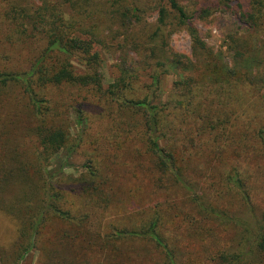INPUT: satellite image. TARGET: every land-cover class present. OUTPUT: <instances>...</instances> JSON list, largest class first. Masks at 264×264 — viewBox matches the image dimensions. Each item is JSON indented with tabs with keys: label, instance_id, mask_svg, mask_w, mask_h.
Returning <instances> with one entry per match:
<instances>
[{
	"label": "trees",
	"instance_id": "16d2710c",
	"mask_svg": "<svg viewBox=\"0 0 264 264\" xmlns=\"http://www.w3.org/2000/svg\"><path fill=\"white\" fill-rule=\"evenodd\" d=\"M247 1L238 0L232 14L237 16V24L246 26L249 33L228 37L229 52L239 59L252 57L253 42L264 32V0ZM134 6L121 0L106 15L85 10L75 18L81 22H68L58 9L45 7L33 11L18 0H0V8H7L6 23L0 26L6 38L2 46L4 53H0V215L20 225L17 250L12 256L2 253L0 260L7 256L6 264H20L33 248L47 239L52 245L46 251V264H80L82 259L67 257L75 245L86 255L110 253L111 248L121 254L130 248L137 249V255L136 245L141 242L158 251L160 264H264V205L260 204L264 202V186L259 183L264 181V122L261 120L256 128L248 125L253 134L251 142L224 143L217 136L205 143L216 157L227 150L237 154L233 160L246 155L252 147L258 148L251 159L233 164L228 171L220 169L218 184L205 176L199 158L192 161L188 159L195 157L181 156L182 168L177 167L176 156L159 144L160 133L164 137L172 135L177 144L188 134L185 149L199 147L198 136L186 130L191 119L201 122L194 131L199 136L208 124L213 130H230L224 124L214 126L216 121H205V111L197 109V105L214 99L227 110L243 108L250 105L264 78L256 81L243 71L242 81H226L218 91L208 87L201 92L194 91L192 80L186 79L177 83V90L184 91L180 94L183 102L175 101L171 108L154 105L159 77H153L152 86L138 85L132 69L127 68L126 60L132 52L146 66L153 65L159 54L158 48L141 44L146 27L141 10ZM152 6L159 9L161 32L168 27L172 16L173 26L185 27L196 49L209 51L194 26L198 12L183 8L179 0H155ZM93 20L118 26L124 37L117 47L125 58L122 72L107 89L103 85V58L99 51V46L107 47L103 32L100 34L94 24L85 27L83 23ZM76 34L82 35L76 37ZM23 56L29 60L19 61ZM73 60L83 68L81 73ZM172 63L185 71L191 67L181 56L174 55ZM54 89L68 96L59 94L53 98L49 93ZM193 92L199 96L193 97ZM72 105L81 115L90 109L99 114L97 119L89 121L86 138L101 164L98 167L90 160L88 174L74 195L85 199L94 212L98 204L101 219L105 221L109 209L123 205L122 199L115 202L112 190L113 186L121 191V186H117L121 176L117 172L107 176L105 173L110 170L105 168L114 158L121 160V156L115 157V151L121 154L128 149L130 168L124 177L133 183L128 196L135 199L145 182L155 195V203L134 219L139 221L136 226H125L123 219L118 218L108 224L107 230L101 227L102 221L101 229H95L91 210L71 205L72 195L45 181L42 171L46 163L69 148L67 118ZM32 145L33 151L28 153ZM136 181L140 184L137 190ZM163 207H167L166 211ZM84 236L88 237L85 243Z\"/></svg>",
	"mask_w": 264,
	"mask_h": 264
},
{
	"label": "rangeland",
	"instance_id": "374dc122",
	"mask_svg": "<svg viewBox=\"0 0 264 264\" xmlns=\"http://www.w3.org/2000/svg\"><path fill=\"white\" fill-rule=\"evenodd\" d=\"M21 5L28 7L31 10H38L40 8L48 7L51 10L58 9L62 11L65 20L70 22L72 20L81 19L77 18L85 10L88 12L95 13L96 15L108 14L109 11L113 10V6L121 3V0H18ZM67 1V2H65ZM86 1L89 3L87 4ZM129 4H135L134 8L139 7L141 10V16H143V27H146V33L144 34L141 44L146 47L154 46L158 48L159 54L156 62L153 65L146 66L139 62V56L132 52L127 61V68L132 69L134 78L138 85H153V77L158 76L160 79V85L154 96V105L165 106L169 108L173 107L175 101H184V98L180 96L181 93L177 90V83H184L186 79H191L194 85V91L201 92L202 90L213 88L218 91L220 86L226 81L240 82L243 79V71L246 72L248 78L256 79L260 81L264 78V32L259 33L257 39L253 42L252 57L250 58H235L228 49V37L229 35H247L249 29L246 26L237 24V16L233 15V11L236 9L235 6L238 4V0H179L183 8L188 11L197 13L195 19V28L197 29L201 40L207 45L208 52H202L200 49H196L192 43L191 36L185 27L173 26V17L169 19L168 27L160 31L158 22V7L152 6L155 0H125ZM247 0H241V3H246ZM5 10V11H4ZM6 7L0 8V26L6 23L4 15L7 12ZM204 11V12H203ZM94 19V18H93ZM85 27L93 26V24L99 27L98 32L102 34V39L105 46H99V51L102 54L103 63L101 66V74L103 76L104 88H109L114 82L118 75L122 72L123 60L125 59L117 47L123 41L124 37L122 31L119 30L118 26L111 27L106 21H94L83 22ZM136 24V23H134ZM140 25V24H139ZM138 25V26H139ZM30 28L31 25L27 24ZM139 30V28L137 29ZM0 29V53L2 52V46L5 45L6 38H3V33ZM82 34H76V37H81ZM141 36V35H140ZM181 56V60L185 63L191 64L189 71H185L184 67L177 66L172 63L173 56ZM21 56V53L18 57ZM17 57V58H18ZM25 62L29 58L23 56L19 58V61ZM73 65L77 71L81 73L83 68L79 66L73 60ZM192 65H194L192 67ZM217 81V84L214 82ZM141 91H137L140 94ZM53 98H57L60 94L57 90H51L49 93ZM68 96L67 94H60ZM199 96L193 92V97ZM203 97V96H202ZM213 98H219L218 95H212ZM250 105H245L240 109L227 110L225 107H221V102L210 100L207 104L197 105V109L205 111L204 120L216 121L215 125L224 124L230 127L227 129H212L213 126L209 125L205 128V132L201 136L194 134L196 127L201 122H195L193 119L186 125L187 132L197 135L198 145L189 150L185 149L187 138L190 137L188 134L186 137H182L181 143L177 144L172 135L164 137L165 134L160 133V146L162 149H166L167 153H171L176 157L177 167L182 168V157L186 158L195 157L198 159V164L201 163L204 168L203 171L205 176H210L211 182H219L220 169L229 170L233 164L250 158L258 152V148H254L247 151L246 155H240L238 159L233 157L237 154H232L231 151L227 150L224 154L216 157L214 150L209 149V144L205 143L208 139L219 137L221 141L226 143L227 141H238L241 144L243 141H252V131L247 127L251 124L253 128L258 127L259 122H264V82L260 83L258 93ZM183 100V101H182ZM181 108V107H180ZM181 110V109H179ZM255 117V120L250 116ZM99 116L95 113L94 109H90L86 112V115H81L75 105H72L68 114V125L70 133L69 148L63 149L61 152L50 158L49 162L46 163L45 170L42 171L44 179L52 185L60 187L67 194H70L71 205H76L80 209L91 210L93 212L92 221L96 224L95 229H101L99 222L102 221L101 227L108 226L113 220L118 218L123 219L125 226H136L139 221L136 216L143 214L148 211L150 204L155 203V195L153 189L147 182L144 183V187L141 190H137L140 186L139 182L134 183V189L138 191V195L135 199L128 196L127 192L130 187H133L132 181L124 177L126 171L130 167L127 166V161L131 159L130 150H125L121 154L115 151V157L121 156V160L111 162L105 168L108 174L116 172L121 176L118 177L119 182L117 186H121L119 190L112 186V190L115 192V202L122 199L123 205L117 208H111L105 213V221L101 219L102 211L98 209V204L95 205V212L91 209L90 204L85 199L76 197L74 193L79 192L77 186L83 181L84 176L88 174V166L90 160L94 161V164L101 167L100 162L96 159V154L92 151V147H89L86 131L88 125ZM90 121V123H89ZM168 121V120H167ZM252 121V122H251ZM245 127V128H244ZM83 138V139H82ZM81 140L82 144L80 143ZM106 141V140H105ZM209 143V142H208ZM112 144V142H111ZM107 145V144H106ZM203 145V148H202ZM251 146V145H250ZM34 145H32L28 153L33 151ZM74 148V149H73ZM239 148V146H238ZM104 148L101 150L103 154ZM181 153V154H180ZM108 156V155H107ZM228 159H231L229 163H226ZM103 164V158H99ZM216 160V161H215ZM220 165H219V164ZM254 165V162H251ZM201 166V165H200ZM202 169V168H201ZM227 170V171H228ZM114 174V175H115ZM264 186V181L259 182ZM114 184V183H113ZM112 185V184H111ZM262 186V187H263ZM264 188V187H263ZM11 194V193H10ZM12 195V194H11ZM79 196V195H78ZM264 205V202H260ZM167 207H163L166 211ZM144 216V215H140ZM50 221V220H49ZM125 221V222H124ZM137 221V222H136ZM136 222V223H134ZM122 223V222H121ZM20 225L10 217L0 215V258L3 257L2 253L7 256H12L15 250H17L18 242V231ZM107 230V229H106ZM217 230V229H216ZM96 231V230H94ZM87 236H84L82 240H87ZM17 241V242H16ZM104 242V240H101ZM146 243L141 242L136 246L138 248V254H135L137 249L130 248L125 254H121L117 251H112V248L108 251L110 253L86 255L83 253L81 247L75 245L67 255L69 259H82L78 263L80 264H160L159 253L155 248L144 246ZM48 245V246H47ZM52 244L47 243V239H43L40 245L33 248L30 253L20 264H46L47 263V249ZM56 246V245H55ZM54 246V247H55ZM141 246V247H140ZM41 247L45 248L44 251ZM82 251V252H81ZM197 251V248L195 249ZM131 252V253H130ZM7 256L4 258L7 260ZM0 260V264H6L9 261Z\"/></svg>",
	"mask_w": 264,
	"mask_h": 264
}]
</instances>
